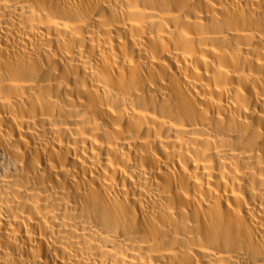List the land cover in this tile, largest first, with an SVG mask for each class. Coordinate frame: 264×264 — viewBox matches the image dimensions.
<instances>
[{
    "label": "bare ground",
    "instance_id": "6f19581e",
    "mask_svg": "<svg viewBox=\"0 0 264 264\" xmlns=\"http://www.w3.org/2000/svg\"><path fill=\"white\" fill-rule=\"evenodd\" d=\"M0 264H264V0H0Z\"/></svg>",
    "mask_w": 264,
    "mask_h": 264
}]
</instances>
